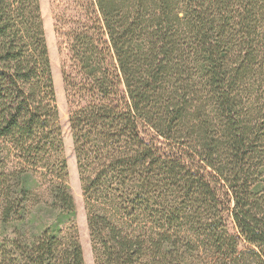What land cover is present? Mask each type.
Listing matches in <instances>:
<instances>
[{
	"label": "trees",
	"instance_id": "trees-1",
	"mask_svg": "<svg viewBox=\"0 0 264 264\" xmlns=\"http://www.w3.org/2000/svg\"><path fill=\"white\" fill-rule=\"evenodd\" d=\"M51 2L94 264H264V0ZM39 205L75 212L40 0H0L2 233ZM11 234L0 264H85Z\"/></svg>",
	"mask_w": 264,
	"mask_h": 264
},
{
	"label": "rangeland",
	"instance_id": "rangeland-1",
	"mask_svg": "<svg viewBox=\"0 0 264 264\" xmlns=\"http://www.w3.org/2000/svg\"><path fill=\"white\" fill-rule=\"evenodd\" d=\"M40 9L54 89L56 93V105L58 108L64 155L66 157L68 169V184L74 199L75 212L72 215H67L61 211L52 210L48 207L39 205V209L33 210L31 215L19 226L18 229H16V224H11L3 233L0 230V239L4 236V234L11 236V233L13 232L18 234L20 232H24L28 235L37 234L44 228H47L53 224H59L63 231L67 230V232H73L75 235H77L81 244L84 263L94 264V255L89 238L83 196L81 192V186L73 152L72 137L68 122L69 109L65 98L61 76V63L67 58V54L65 51H59L58 48V41L54 29L53 6L51 0H40ZM227 224L229 229L234 230V226L230 218H227Z\"/></svg>",
	"mask_w": 264,
	"mask_h": 264
}]
</instances>
